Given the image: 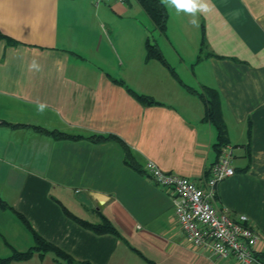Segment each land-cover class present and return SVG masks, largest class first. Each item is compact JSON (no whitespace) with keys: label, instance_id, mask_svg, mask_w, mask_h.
<instances>
[{"label":"crops","instance_id":"crops-1","mask_svg":"<svg viewBox=\"0 0 264 264\" xmlns=\"http://www.w3.org/2000/svg\"><path fill=\"white\" fill-rule=\"evenodd\" d=\"M210 3L198 28L166 8L161 35L136 0H0V264H64L52 251L1 262L35 235L77 263L234 264L187 242L169 194L143 172L152 161L200 183L216 160V130L186 86L220 95L235 173L215 204L248 218L264 254V0ZM146 41L179 80L145 59ZM102 218L116 235L79 223Z\"/></svg>","mask_w":264,"mask_h":264},{"label":"built area","instance_id":"built-area-1","mask_svg":"<svg viewBox=\"0 0 264 264\" xmlns=\"http://www.w3.org/2000/svg\"><path fill=\"white\" fill-rule=\"evenodd\" d=\"M232 159L231 146H222L200 183L163 171L152 161L145 162L143 172L169 194L176 222L194 248L216 258L232 259L234 264H264L256 249L259 233L248 218L242 214L233 217L215 204L217 186L235 173Z\"/></svg>","mask_w":264,"mask_h":264},{"label":"trees","instance_id":"trees-1","mask_svg":"<svg viewBox=\"0 0 264 264\" xmlns=\"http://www.w3.org/2000/svg\"><path fill=\"white\" fill-rule=\"evenodd\" d=\"M136 1L140 5V7L143 9V11L146 13L150 21L152 22L154 30H156L159 34L164 35L166 32V28H167L168 13H167L166 8L160 4V0H136ZM145 59L146 60L153 59V60L160 62L165 68H167L170 71V73L173 75L174 78L178 79L176 73L168 65L160 49L155 43L146 41ZM186 88L188 89L190 93L197 96L203 104L204 113H203L202 121L206 123H210L211 125L214 126L216 130L217 137H216V142L213 145V148L216 150L217 156H218L221 147L225 145H229L226 124L224 122V118L222 115L220 95L216 89L207 87V86H202L199 91L194 90L193 88H190L188 86H186ZM132 94L134 98H136V100H138L142 104L156 103L152 98L148 96L138 95L133 92ZM35 129L42 133L48 134L54 138L69 137L68 134H65L59 131H48L40 127H36ZM88 139L91 142L97 143V142L106 141L108 139H116V138L114 136L105 137L102 135H92ZM122 148L125 153V159H124L125 163L128 165L134 166L133 158H132L130 150L123 144H122ZM79 223L82 226L94 231L97 234H101V233H111L115 235L117 234L115 229L112 227L109 221L105 218L101 219L100 224H92V223H89L83 220H79ZM34 241H35L34 246L30 248L28 251L22 252V253L14 252L10 258L1 260V262L7 263L11 260L27 259L32 255L34 251H41V252L52 251L60 259L64 261V264H88V263L74 262L70 256L60 251L55 246L45 242L37 235L34 236ZM260 258L264 260V254H261Z\"/></svg>","mask_w":264,"mask_h":264},{"label":"clouds","instance_id":"clouds-1","mask_svg":"<svg viewBox=\"0 0 264 264\" xmlns=\"http://www.w3.org/2000/svg\"><path fill=\"white\" fill-rule=\"evenodd\" d=\"M160 4L165 8H175L177 12H184L191 16L189 23L198 28L199 27V18L198 14L208 13L212 9L210 0H160ZM30 70L34 69L36 71L40 70V65L33 61L29 65ZM46 108V104L40 103L37 106V111L43 113Z\"/></svg>","mask_w":264,"mask_h":264}]
</instances>
